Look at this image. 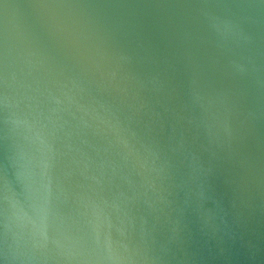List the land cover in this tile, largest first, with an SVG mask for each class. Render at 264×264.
I'll use <instances>...</instances> for the list:
<instances>
[{
    "label": "water",
    "instance_id": "95a60500",
    "mask_svg": "<svg viewBox=\"0 0 264 264\" xmlns=\"http://www.w3.org/2000/svg\"><path fill=\"white\" fill-rule=\"evenodd\" d=\"M0 264H264V0H0Z\"/></svg>",
    "mask_w": 264,
    "mask_h": 264
}]
</instances>
